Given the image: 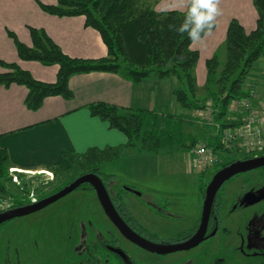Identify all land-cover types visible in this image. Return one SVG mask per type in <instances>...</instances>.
<instances>
[{
    "label": "trees",
    "instance_id": "16d2710c",
    "mask_svg": "<svg viewBox=\"0 0 264 264\" xmlns=\"http://www.w3.org/2000/svg\"><path fill=\"white\" fill-rule=\"evenodd\" d=\"M155 2L157 0H56L55 4L39 3L41 9L49 15L80 16L85 27L97 31L107 50V55L99 59H79L66 55L43 29L29 27L31 46L19 42L13 33H9L21 61L57 66L55 81L46 83L34 79L18 64L0 61V86H24L27 90L24 103L31 111L40 109L47 97L59 96L71 100L73 94L68 81L75 74L118 73L133 84L153 76L159 79L174 76L177 80V87L172 91L173 100L179 107L176 113L158 114L153 110L118 108L106 103L89 105L91 115L106 121L110 128L122 132L127 142L104 149L89 148L83 153L64 152L62 157L67 163L60 162L49 167L52 180L40 182L42 187L48 189L51 182L73 180L90 173L107 180L110 175L100 174L99 165L116 161L130 151L156 154L163 148L182 152L192 150L199 140L185 134L184 127L194 128L202 124L213 131L214 124L226 127L228 123L225 118L230 101L246 96V79L264 52V0H252L256 21L250 31H246L236 19L228 23L223 63L215 54L205 60L206 78L202 98L198 95L200 87L195 75L199 51L191 48L192 41L186 34L181 35L177 31L187 16L191 0L185 12H159L155 9ZM208 100L212 101L215 109L210 124L200 122L194 116L197 111L204 109ZM218 142V136L214 138L208 135L204 144L217 150L220 149ZM260 155H264V151ZM250 158L252 156L246 155L241 160ZM235 161L229 160L214 167L211 174L214 175L220 168ZM8 172V157L0 149V194L7 193L9 186L14 188V192L28 195L30 187L38 179L35 175L18 174L19 183L16 184L11 181ZM205 174L201 173L200 176ZM206 185L202 179V195ZM120 200L119 205L124 212V199ZM13 203L15 207H21L30 201L17 197Z\"/></svg>",
    "mask_w": 264,
    "mask_h": 264
},
{
    "label": "crops",
    "instance_id": "0c3cea01",
    "mask_svg": "<svg viewBox=\"0 0 264 264\" xmlns=\"http://www.w3.org/2000/svg\"><path fill=\"white\" fill-rule=\"evenodd\" d=\"M189 1L161 0L155 9L167 12L162 6L176 3L181 9L177 11L185 12ZM39 3L43 2L0 0L1 62L18 64L38 81H55L56 65L44 66L21 61L18 57L9 33H13L19 42L31 46L29 27L43 29L72 58L99 59L107 55L99 34L85 27L82 17L52 16L44 12ZM218 7L221 14L216 17L215 29L203 36L201 41L191 44V48L198 50L200 55L196 66L201 69L197 80L200 88L205 81V70L202 69L205 60L214 55L220 44H224L230 20L236 19L246 31L255 26L256 11L252 0H219ZM254 72L264 81V52L245 83V90L249 85L255 87L256 100L259 101L264 96V88L250 77ZM68 86L73 94L71 100L59 96L47 97L36 111L25 106L27 90L24 86H0V149L8 157L9 169L25 172L29 176L44 175L49 172V167L60 162L67 163L62 157L64 152L83 153L89 148L104 149L125 144L126 136L110 128L106 121L91 115L89 105L106 103L118 108L153 110L164 114L173 104L172 91L177 87V80L174 76L163 79L153 76L133 84L118 73L90 72L71 76ZM141 155L148 159V154Z\"/></svg>",
    "mask_w": 264,
    "mask_h": 264
},
{
    "label": "rangeland",
    "instance_id": "374dc122",
    "mask_svg": "<svg viewBox=\"0 0 264 264\" xmlns=\"http://www.w3.org/2000/svg\"><path fill=\"white\" fill-rule=\"evenodd\" d=\"M40 1L45 4L56 3V0ZM160 1L157 0L155 2L156 7ZM179 6L176 3H171L162 7L167 11L171 9L181 10ZM214 54L222 64L224 61V44H220L215 49ZM202 69L205 70L206 78L204 65ZM200 70L198 67L195 68L197 80H199ZM250 77L258 83V86L264 88V81L260 80L257 73L254 72ZM246 80L248 81V79ZM197 82L199 83V81ZM198 95L201 98L204 95L202 87ZM178 111L179 107L173 101L171 108H168L165 112L176 113ZM183 130L185 134L197 137L199 143L205 142L206 136L213 135V129H208L202 124H198L194 128L185 126ZM196 145H198V142L194 147ZM190 152L191 149L187 152H182L163 148L156 154L145 153L148 154V159H146V157L140 156L137 151H131L129 155L125 154L116 161L99 165L100 174L104 176L110 175L106 181L112 186L113 192L121 193L119 197L131 204L129 207L134 218L150 232L157 234L161 239V244L167 245L168 241L174 238L175 235L192 228L196 213H199L202 206L203 200L202 195H200L201 180L203 179L207 183L209 172H206L204 176H200V173H194L191 170L189 165ZM244 156L246 155L237 153L235 155H223L222 158L227 162L233 159L241 160ZM35 176H38V179L30 187L34 199L40 198L51 191L55 192L54 190L60 189L69 182L68 179L59 180L56 183L51 182L48 185L50 188L46 189L40 185V182H49L52 177L38 174ZM251 180L254 183L263 184L264 172L254 171L238 175L226 183L224 188H227L228 192H232L234 197L239 192H244L251 187L250 185H245ZM128 187H132L133 191L128 190ZM6 191L8 192H3L1 195L10 198L12 202L17 197L21 200L31 201V197L14 192V188L12 189L8 186ZM70 202L76 203L79 207V212L83 213L84 217L90 215L96 219L99 226H107L109 224L101 214L94 195L89 192L74 191L38 213L16 218L0 226V264H39L40 262L35 261L38 253L36 247L40 249L42 240L48 241V238L44 237L45 235L50 236V238L56 237L52 231H59L60 224H64L65 220L66 229L70 228L77 232L78 228L83 225L82 217L80 218L79 215L74 217L71 215L72 213H68L65 215V220L63 217L60 220L57 217H53V215L62 212ZM73 205L72 203L71 207ZM70 209L68 208L67 210ZM51 240L56 243V240ZM53 252L56 261L51 259L52 264L68 263L65 260L63 262L58 260L56 255L59 252V246ZM159 262L153 257L143 260V264H159Z\"/></svg>",
    "mask_w": 264,
    "mask_h": 264
},
{
    "label": "flooded vegetation",
    "instance_id": "af4514ba",
    "mask_svg": "<svg viewBox=\"0 0 264 264\" xmlns=\"http://www.w3.org/2000/svg\"><path fill=\"white\" fill-rule=\"evenodd\" d=\"M254 171L264 172V167L250 172ZM211 173L212 170L208 173L207 185L213 176ZM76 179L69 180L65 186ZM100 180L115 211L125 225L142 239L154 244H161V239L157 234L150 232L134 218L129 207L131 204L124 200L125 211L123 212L121 205H119L120 199H122L119 197L120 193L113 192L112 186L106 180L101 178ZM226 183L215 196L203 240L188 250L164 255L146 251L124 238L105 215L95 190L91 185L83 184L75 191L89 192L94 195L101 214L109 224L99 226L96 219L90 215L84 217V214L79 212L76 203L70 202L62 212L53 215V217H57L59 220L63 217L65 220V215L72 213L71 215L74 217L76 215L82 217L83 225L76 232L70 228L66 229L65 220L64 224H60L59 231H52L56 237L50 238V236L43 235L48 238V241L42 240L41 248L36 247L38 253L35 261L40 262L39 264H52V261H56L53 250L56 251L57 246H59V252L56 256L59 261L65 260L68 262L67 264H143V260L152 257L159 260V264H264V183H254L251 180L245 184L251 187L244 192H239L234 197L232 192H228L227 188H224ZM128 188V190L133 191L132 187ZM200 195L202 194L200 193ZM48 196L37 197L34 202L30 201L29 204L36 203ZM204 196L205 192L202 195V200H204ZM72 203L74 205L71 207ZM11 208H15L14 203H12ZM68 208L70 210H67ZM201 211L202 206L199 213H196L192 228L175 235L168 241L167 245L181 244L190 240L199 228ZM51 239L56 240V243ZM68 247L69 249H67Z\"/></svg>",
    "mask_w": 264,
    "mask_h": 264
},
{
    "label": "built area",
    "instance_id": "2783aa9c",
    "mask_svg": "<svg viewBox=\"0 0 264 264\" xmlns=\"http://www.w3.org/2000/svg\"><path fill=\"white\" fill-rule=\"evenodd\" d=\"M247 94L241 98L232 99L228 105V114L225 118L228 125L214 124L213 137L218 136L220 149L214 150L204 142L198 143L189 154V165L194 173L209 172L216 166L226 163L223 155H235L237 153L250 155L253 157L261 156L264 151V96L257 101L256 89L253 85L246 88ZM215 109L212 101L205 103L203 110L197 111L194 116L200 122L211 123ZM11 181L19 183L18 174L30 175L22 171H13ZM33 175V174H32ZM44 175L52 177L48 172ZM31 201L34 202L31 191L28 194ZM12 200L4 195H0V212L8 210L12 206Z\"/></svg>",
    "mask_w": 264,
    "mask_h": 264
},
{
    "label": "water",
    "instance_id": "95a60500",
    "mask_svg": "<svg viewBox=\"0 0 264 264\" xmlns=\"http://www.w3.org/2000/svg\"><path fill=\"white\" fill-rule=\"evenodd\" d=\"M263 167H264V155H261L250 159L238 160L220 168L212 176L211 180L209 181L206 187L205 196L202 204L200 225L197 232L190 240L181 244H175V245L154 244L142 239L141 237L137 236L134 232H132L125 225L123 220L119 217V215L115 211L99 176L93 173L85 174L78 177L74 182L65 186L58 192L36 203H31L21 207L10 208L8 210L0 212V226L13 219L24 217L32 213L38 212L44 209L45 207L55 203L56 201L64 198L68 194L72 193L81 185L89 184L95 190L97 199L105 215L109 218V220L113 223V225L117 228V230L124 238L128 239L130 242L134 243L135 245L146 251L162 254V255L177 251L188 250L190 248L195 247L203 240L207 223L210 217L213 201L220 188L226 182H228L230 179H232L237 175L244 174Z\"/></svg>",
    "mask_w": 264,
    "mask_h": 264
},
{
    "label": "clouds",
    "instance_id": "9594fccd",
    "mask_svg": "<svg viewBox=\"0 0 264 264\" xmlns=\"http://www.w3.org/2000/svg\"><path fill=\"white\" fill-rule=\"evenodd\" d=\"M218 2L219 0H191L187 16L177 29L178 34H186L193 43L209 35L215 26L216 17L221 14Z\"/></svg>",
    "mask_w": 264,
    "mask_h": 264
}]
</instances>
